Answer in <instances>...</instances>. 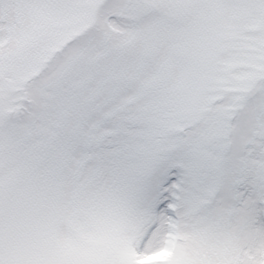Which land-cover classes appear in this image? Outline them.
I'll return each instance as SVG.
<instances>
[{
    "label": "snow or ice",
    "instance_id": "6c2138e0",
    "mask_svg": "<svg viewBox=\"0 0 264 264\" xmlns=\"http://www.w3.org/2000/svg\"><path fill=\"white\" fill-rule=\"evenodd\" d=\"M0 264H264V0H0Z\"/></svg>",
    "mask_w": 264,
    "mask_h": 264
}]
</instances>
